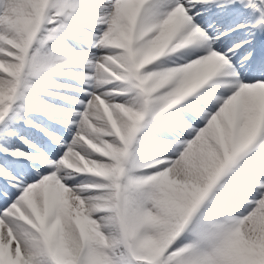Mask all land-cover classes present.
<instances>
[{"label": "snow or ice", "instance_id": "obj_1", "mask_svg": "<svg viewBox=\"0 0 264 264\" xmlns=\"http://www.w3.org/2000/svg\"><path fill=\"white\" fill-rule=\"evenodd\" d=\"M0 154V264H264V0H0Z\"/></svg>", "mask_w": 264, "mask_h": 264}, {"label": "rangeland", "instance_id": "obj_2", "mask_svg": "<svg viewBox=\"0 0 264 264\" xmlns=\"http://www.w3.org/2000/svg\"><path fill=\"white\" fill-rule=\"evenodd\" d=\"M87 31V30H86ZM78 37L81 40H87L90 39V37L86 34H77ZM71 49H65V50H56L55 48H52V46H54L55 44H58L60 41L56 42V43H51L48 45V47L52 48L53 50H55L56 52L60 53V54H69L72 51H89L87 45L80 43H73L70 38L65 37L63 40ZM46 51V49H45ZM97 55H99V53H97ZM62 71H83V69H61ZM56 76V77H55ZM45 83H55V84H71V85H75L76 87H80L81 85L78 84L77 81L72 80V79H67L65 77L56 75V74H47L46 77V81ZM41 86L43 87L44 85L41 84ZM47 91L49 92H53V93H59L62 96H73V97H80V93L78 92H74V91H68L67 89H57V88H48ZM40 98H42L43 100H52L53 105L57 108H65V109H69V108H77L76 105H71L70 103L66 102L65 100L53 97V96H47V95H43V96H39ZM46 102V101H45ZM38 108H46V106H43L41 104H37L36 105ZM82 110V109H80ZM38 114H36L35 116H37ZM43 118L41 120L39 119H33V118H28L31 121H33V123L40 125L41 127L47 129L49 132H52L56 135H61L64 131L62 125L55 123L56 120H65V119H70L71 117H65V116H56L53 117L52 119H49L47 116L42 115ZM175 117H169V119L167 121H165L164 119H161V122H173L175 121ZM23 124V123H21ZM26 125L23 124V128H21V131L19 133V136H23L25 137L30 143L35 144L40 150L48 152L49 154H55V149L54 146L52 144V142L49 140L48 136H46L44 134V132L40 131L37 128H26ZM25 127V129H24ZM151 130H153L152 128L148 129V132L150 133ZM162 133L159 138L161 139H166L168 138V133L166 132H159ZM68 140V142H70L71 138L67 137L66 138ZM45 142H47V145L45 144ZM11 146L12 149L13 148H19L22 151L25 152H35V149L29 148L27 147V145H25L24 143H22L18 138H13V141L11 142ZM63 151V150H61ZM2 156V154H0ZM164 155V154H163ZM157 156H162L157 155ZM58 158V157H57ZM1 162V160H0ZM12 164V163H11ZM14 171L15 170H20L21 166L16 164L13 166L9 165ZM86 177L81 176L80 179H85ZM250 179V178H249ZM231 180H235V181H239V182H246L248 181L247 178L240 176V174L236 177H234ZM242 192H246V191H242ZM234 193L235 195H239L241 196V193ZM243 198H246V196L244 194H242ZM250 198V197H249Z\"/></svg>", "mask_w": 264, "mask_h": 264}, {"label": "bare ground", "instance_id": "obj_3", "mask_svg": "<svg viewBox=\"0 0 264 264\" xmlns=\"http://www.w3.org/2000/svg\"><path fill=\"white\" fill-rule=\"evenodd\" d=\"M214 18H216V17H209V18H207V19H214ZM203 26V25H202ZM52 48H55L56 50H65V49H71V48H69V46L67 47V45H66V43L64 42V41H60L58 44H55L54 46H52ZM173 59H175L176 57L175 56H173L172 57ZM34 95V94H33ZM40 101H43V103H41V105H43V106H54L53 105V102H52V100H43L42 98H40V97H37ZM46 101V102H45ZM71 105H73V104H71ZM78 107V106H77ZM28 117L30 118V116L28 115ZM18 131H19V133H20V131H21V128L18 126ZM149 133V132H148ZM151 136H155V137H159L162 133H158V132H150L149 133ZM13 141V140H12ZM45 144L47 145V142H45ZM12 147V146H11ZM12 150H15V148H13ZM141 150L142 151H148L152 156H157V155H163L164 153H163V151L162 150H160V149H158V148H143L142 146H141ZM12 160V159H11ZM4 161H5V159H4ZM0 163H4V162H0ZM243 174H241L240 176H242ZM249 191L250 190H248V191H246V192H242L241 194H244L245 196H246V198H249L250 196H249Z\"/></svg>", "mask_w": 264, "mask_h": 264}]
</instances>
